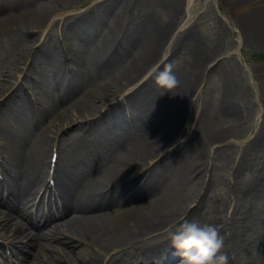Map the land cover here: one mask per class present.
I'll use <instances>...</instances> for the list:
<instances>
[{
	"label": "rangeland",
	"instance_id": "1",
	"mask_svg": "<svg viewBox=\"0 0 264 264\" xmlns=\"http://www.w3.org/2000/svg\"><path fill=\"white\" fill-rule=\"evenodd\" d=\"M235 1L193 0L197 17L192 20L187 0H0L1 20L12 17L10 22L4 21L6 26L0 31V100L16 82L21 84L17 88L30 84L34 66L36 71L38 67L49 71L67 96L69 78H60L61 68L58 69L70 66L67 58L76 62V67L88 68L92 75L108 68L131 75L129 81H123L130 85L126 91L149 81V89L141 91L157 100L155 110H146L136 117L147 119L152 127L160 125L183 90L193 88L190 117L194 134L182 137L162 154L182 144L187 158L183 165L189 159L195 160L199 173L196 178L179 183L175 190L179 205L171 215L175 214L162 227L154 228L156 233L140 238L134 247L126 241L115 244L111 254L127 248L131 258L129 251L160 249L170 240L167 229L196 218L219 229L232 263L264 264V146L254 144L256 134L252 135L255 127H262L264 119V45L245 36L238 23L245 15L234 8ZM112 47L117 56L106 61L108 68H100L105 53ZM219 62L221 65L216 66ZM167 63H173L179 81L170 91L158 87L155 76L150 75L153 68L162 69ZM144 64L146 68L135 73L134 68ZM103 79L101 76L94 82L104 85ZM47 86L53 91L51 83ZM39 94L42 100L51 99L48 93ZM84 133L82 140L71 133L64 136L65 149H69L63 155L65 166L81 168L82 162L88 165L91 157L85 142L93 138L95 130ZM249 137L253 140L245 142ZM203 140L209 143L202 150ZM36 144L34 136L20 141L29 154L37 149ZM51 144L47 149L52 148ZM240 159L245 164L238 168ZM168 192L171 191L166 192L165 188L161 194ZM249 219L252 229L244 231L241 238L239 228ZM56 235L54 241L41 244L32 263L52 264L51 259L61 257L60 264H68L66 260L71 255L65 249L71 247L68 243L61 245L64 235ZM79 246L82 248L75 249L80 254L78 264H88V260L106 264L110 259V255L97 252L95 247Z\"/></svg>",
	"mask_w": 264,
	"mask_h": 264
},
{
	"label": "bare ground",
	"instance_id": "2",
	"mask_svg": "<svg viewBox=\"0 0 264 264\" xmlns=\"http://www.w3.org/2000/svg\"><path fill=\"white\" fill-rule=\"evenodd\" d=\"M233 6L241 15H245L238 20L245 36L256 39L264 45V0H236ZM187 7L193 20L197 17L193 0H187ZM22 17L23 15L18 19ZM1 19L3 18H0V31L6 26L4 21L10 22L12 17L3 21ZM115 51L117 50L112 47L111 51L105 53L100 68H108L106 61L117 56ZM220 65L221 62L216 64V66ZM139 66L134 68L137 74L146 68V64ZM70 71L76 74L67 82V97L61 102L60 109L55 110L57 108H53L54 106L43 107L40 113L28 122L30 127L26 123L29 130L28 127L23 128L25 131L10 130L20 133H10L9 143L7 142L3 148L11 152L5 157V160L10 161L14 158L11 167L24 168L28 172L16 173L13 177L10 175L6 189L4 187L0 189V201L9 211L4 217L0 212V232H3L5 236L12 237L18 234L15 240L17 242L29 238L30 233L28 230H23L21 223L18 222L20 218L26 220L36 230L40 226H46L51 230L49 235L53 236L52 239L57 236L56 234L64 235L65 239L60 242L61 245L65 246L66 243L70 245L68 246L71 247L70 250L65 249L67 255H71L72 258L71 260L68 257L69 260H66L68 264H78L80 254L75 253V249L77 247L81 249L82 247L79 245H90L95 247L97 252L110 255L106 264H131V261H135L136 264H151L153 259L158 261L160 257L157 258L153 250L138 253V256L145 257L143 259L138 256L129 259L127 248L117 253L111 254V252L115 249V244L120 242L122 244L124 241L128 242L127 245L134 247L140 238L156 231L154 228L162 227L170 216L175 214L171 215L174 207L179 205L177 191H175L180 187L179 183L194 179L199 173L197 161L189 159V162L183 165L187 158H185L184 149H181L182 144L169 153L162 154L164 149L173 143L176 144L182 137L189 138L194 134L190 117L191 111H193L191 99L193 88L183 90L173 109L161 118L160 125L150 128L142 136L130 132L124 138L123 143L118 145L109 142L110 139L107 136V132L111 130L109 125L116 126L124 122L132 129V120L137 115L144 114L146 110L149 112L155 110L156 101L148 99L141 91L137 90L125 94L122 101L116 102L127 87L123 81L127 82L132 78L127 73L121 74V72L109 68L99 72L100 74L97 73L98 76L96 74L93 76L90 73H77L74 67ZM101 76H104L105 79L102 81L105 84L96 85L94 79L97 80ZM139 78L142 77L139 76ZM83 80H86L87 83H84ZM147 85L149 86V82ZM106 107L108 111L101 114V110ZM22 110H28V108L19 103L14 108V114L17 116ZM53 111L55 112L52 114ZM49 117L51 120L46 123L45 121ZM104 124L105 126H103ZM262 124L258 131L261 133L257 134L254 139L257 141L254 144H258L259 147L264 146V119ZM65 129L67 132H72V136L80 131L91 133L96 130L95 136L101 137V140L106 141L109 147L100 150L90 149L88 151L91 157V159L88 158L89 165L84 173L77 176L72 177L70 171L66 173L60 165L57 170L58 181L67 184L68 186H65L67 189L68 187L75 189L71 192L66 191L63 185H60L57 190H61L66 202L62 206H58L57 203L49 201L45 206L47 207V212H45V207L40 201L37 204L36 215L33 216L29 207L36 199L35 190L38 185L34 186L32 180L38 179L39 176L38 182H44L43 176L50 150L47 148L52 141L54 143L52 135H58ZM32 136L37 140V149H33V154L27 153L26 149H21L20 144V149H9ZM249 140H253L252 137H249L245 142ZM206 143L208 144L209 141H202L200 147L202 150ZM60 156L63 157V155ZM243 159L245 160V156ZM154 160L156 162L150 166ZM244 160L240 159L238 168L244 166ZM134 169L136 170L134 171ZM132 171L136 175H133ZM141 180H146L147 184L138 187ZM128 188L135 192H127ZM165 188L166 192H171L162 195L161 192ZM3 190L8 194L6 202L2 196ZM145 199L148 200L142 202ZM12 213H17V218L13 217ZM61 219L62 221H57ZM249 223L250 219L243 222L244 226L238 231L239 237L243 238L244 231L249 232L252 229ZM37 238L39 241L43 239ZM239 241L241 240L239 239ZM30 245L34 247L36 253L39 242L34 241ZM222 252L228 253L225 246ZM26 256L27 259H30L31 254L28 252ZM61 259V257L51 259L52 264H60ZM232 260H229V264H235V261L232 263ZM181 261V254L175 250L171 257L166 258V261L163 262L165 264H181ZM87 263L92 264V261L88 260ZM94 264H102V262L95 261Z\"/></svg>",
	"mask_w": 264,
	"mask_h": 264
},
{
	"label": "clouds",
	"instance_id": "3",
	"mask_svg": "<svg viewBox=\"0 0 264 264\" xmlns=\"http://www.w3.org/2000/svg\"><path fill=\"white\" fill-rule=\"evenodd\" d=\"M173 63L162 69L153 68L150 75L155 76L158 87L172 90L178 86ZM171 245L181 254V264H229V257L222 252L224 238L215 225L202 223L199 219H185L167 229Z\"/></svg>",
	"mask_w": 264,
	"mask_h": 264
}]
</instances>
